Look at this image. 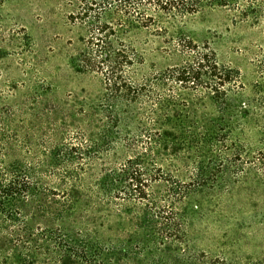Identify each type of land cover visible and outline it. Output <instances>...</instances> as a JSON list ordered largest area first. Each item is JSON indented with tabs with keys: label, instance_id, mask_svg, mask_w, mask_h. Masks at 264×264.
Listing matches in <instances>:
<instances>
[{
	"label": "rangeland",
	"instance_id": "rangeland-1",
	"mask_svg": "<svg viewBox=\"0 0 264 264\" xmlns=\"http://www.w3.org/2000/svg\"><path fill=\"white\" fill-rule=\"evenodd\" d=\"M85 1L0 0L5 161L38 188L24 214L74 242L78 223H93L90 238L118 264H264V0H203L183 21L157 15L120 36L142 59L140 81L184 63L180 37L239 73L227 106L186 90L167 126L145 119L138 131L103 77L81 66L88 30L71 16ZM129 167L142 171L149 202L117 192ZM69 187L81 207L64 224Z\"/></svg>",
	"mask_w": 264,
	"mask_h": 264
},
{
	"label": "trees",
	"instance_id": "trees-1",
	"mask_svg": "<svg viewBox=\"0 0 264 264\" xmlns=\"http://www.w3.org/2000/svg\"><path fill=\"white\" fill-rule=\"evenodd\" d=\"M231 1L223 0L221 5H230ZM202 4L203 0H91L71 16L73 22L78 21L88 30L80 54L82 68L103 77L110 101L117 108L125 107L121 112L130 122L137 123V131L145 119L156 129L167 126L175 111V99L186 90L227 106L228 84L233 89L240 86L239 73L221 66L208 45L182 37L177 41L178 51L186 58L182 65L167 69L155 82L136 78L142 59L120 36L135 23L152 25L157 15L183 21L199 12ZM6 147L7 141L0 136V264H118L117 253L109 259V249L93 235L90 238L96 233L93 223H78V242L69 239L62 229H58L54 239L46 229L32 225L34 218L29 219L23 209L36 197L38 188L29 173L11 168L5 161ZM125 173L128 183L117 192L126 193L132 200L148 201L139 167H129ZM65 190L61 219L64 224L81 207L73 199L78 193L76 188ZM168 204L165 201L163 208ZM151 205L153 214L158 216L161 207L154 202Z\"/></svg>",
	"mask_w": 264,
	"mask_h": 264
}]
</instances>
